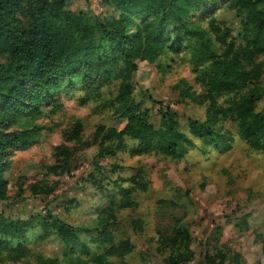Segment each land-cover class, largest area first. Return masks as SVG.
Wrapping results in <instances>:
<instances>
[{
  "label": "rangeland",
  "instance_id": "obj_1",
  "mask_svg": "<svg viewBox=\"0 0 264 264\" xmlns=\"http://www.w3.org/2000/svg\"><path fill=\"white\" fill-rule=\"evenodd\" d=\"M227 3L208 0L190 22L208 30L213 19L228 34V42L239 43V19L226 9ZM65 6L76 15L102 18L112 13L102 0H66ZM217 51L221 54L225 47ZM259 62H264V56ZM160 63L163 70L155 64H137L131 77L132 98L140 110L149 112L155 130L160 127V108L176 114L179 131L194 146H186L177 158L141 147L132 139L94 142L98 127L121 131L127 123L114 115L110 103L118 81L93 93L84 104L88 87L76 84L58 89L56 97L41 106L42 115L30 121L40 127L35 138L4 159L10 192L8 200L0 202V216L34 218L38 223L50 214L74 228L91 229L81 235L75 251L87 252L86 259L99 248L93 233L101 216L115 222L111 235L116 242L133 247L131 254L115 259L117 264H169L177 252L163 247L159 234L174 238L177 231L189 239L186 252L191 259L182 264H236L231 259L234 255L243 264H264L260 243L264 237V154L242 142L230 120L221 119L215 128L226 133L225 147L204 146L191 122L206 120L207 91L197 79L190 55L180 48ZM261 86L264 89V74ZM227 100L219 99L218 104L224 107ZM256 112L264 114V94ZM20 124L18 119L10 130ZM77 124L79 141L73 139ZM139 182L142 187H137ZM40 233L38 228L26 240L31 256L1 264H36L37 256L65 260L64 253L69 251L64 244L53 233L37 242Z\"/></svg>",
  "mask_w": 264,
  "mask_h": 264
},
{
  "label": "trees",
  "instance_id": "obj_2",
  "mask_svg": "<svg viewBox=\"0 0 264 264\" xmlns=\"http://www.w3.org/2000/svg\"><path fill=\"white\" fill-rule=\"evenodd\" d=\"M207 1L102 0L112 13L99 18L67 11L66 0H0V202L8 200L10 192L4 159L35 138L40 127L30 121L41 116V106L64 87H88L84 104L94 97L93 93L118 81L114 84L117 94L110 103L114 115L127 123L121 131L98 127L94 142L132 139L141 147L177 158L186 146H194L179 131L176 114L160 108V127L155 130L149 112L140 110L132 98L131 77L137 64H155L163 70L161 58L180 48H186L197 79L207 91L206 120L191 122L197 139L204 146L225 147L226 133L215 128L221 119L230 120L238 138L264 154V114L256 112L264 94V62H259L264 56V0H228L226 9L239 19V43L228 42V34L214 25L213 19L208 30L190 22L191 15ZM217 47H225V51L220 54ZM222 98H228L224 107L218 104ZM18 119L21 127L10 130ZM26 125L29 128L23 127ZM79 128L77 124L76 141ZM137 187H142L140 182ZM96 225L93 242L99 248L86 259L87 252L75 251L81 245V235L93 230L74 228L50 214L38 223L34 218L23 221L0 216V264L31 256L26 240L38 228L43 233L37 242L53 233L69 252L65 251L62 261L37 256L36 264H117L133 252L128 242H116L111 235L114 221L100 216ZM159 238L163 247L177 252L169 264L190 261L185 234L177 231L174 238H169L160 233ZM260 243L264 254V237ZM231 259L243 264L238 255Z\"/></svg>",
  "mask_w": 264,
  "mask_h": 264
}]
</instances>
